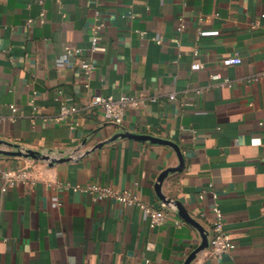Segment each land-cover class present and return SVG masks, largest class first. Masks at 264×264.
Segmentation results:
<instances>
[{
	"label": "crops",
	"instance_id": "1",
	"mask_svg": "<svg viewBox=\"0 0 264 264\" xmlns=\"http://www.w3.org/2000/svg\"><path fill=\"white\" fill-rule=\"evenodd\" d=\"M98 24L105 50L92 52ZM235 55L242 63L224 67ZM85 59L97 64L90 79ZM263 72L264 0H0V168L30 174L12 187L0 178V264H184L203 238L176 205L153 228L138 207L75 190H131L161 208L159 178L181 164L163 196L209 235L219 202L236 244L222 260L207 248L191 264H264ZM123 95L141 102L121 126L89 105ZM64 105L76 111L59 119ZM125 132L175 143L183 163L174 147ZM28 151L71 159L9 154Z\"/></svg>",
	"mask_w": 264,
	"mask_h": 264
},
{
	"label": "built area",
	"instance_id": "2",
	"mask_svg": "<svg viewBox=\"0 0 264 264\" xmlns=\"http://www.w3.org/2000/svg\"><path fill=\"white\" fill-rule=\"evenodd\" d=\"M184 2L185 0H180ZM45 17V11L41 14V19ZM35 23L34 20L30 19L27 22L28 26H33ZM185 24L181 22L178 24V30L180 32L184 31ZM103 30V24H98L92 27L91 29V51L98 52L104 51L105 48L100 44V36ZM144 36V33H141ZM159 43L161 40L158 41ZM65 54L68 56L73 55H81V49L73 48L71 45H66L64 48ZM242 63V58L239 55L229 56L223 59L224 67H232ZM193 69H199L202 67L201 64L195 63L193 64ZM97 64L95 60H82L80 69L87 79H90L92 73L96 70ZM256 80L264 81V72L256 77ZM226 84H230L227 80ZM175 96H171V99H174ZM140 98L134 96L123 95L120 98L116 99L112 96L104 97V96H96L89 103L90 106L99 107L104 111V116L106 120L115 126H121L125 120L126 114L128 110L132 106H136L140 104ZM29 105L34 108L35 103L34 100H31ZM13 111L17 110L15 105L11 106ZM76 110L73 108H69L64 105L62 107L61 113L59 115V119L65 118L71 114H73ZM48 120H52L49 118ZM2 121V116H0V123ZM260 126L262 128L260 139L264 138V120L260 122ZM53 157V156H52ZM63 157V156H61ZM73 157V156H72ZM0 178L4 180V185L8 187L15 186L18 182H28L30 180V174L27 170L20 171H6L0 168ZM69 187L66 186V189ZM75 190L80 193H87L93 196L94 201L96 202H104V201H116L117 203L127 206V207H138L142 210L150 219V224L153 228L160 227L167 221V213L166 209L169 205L174 206L173 203L167 205L164 204L161 208H156L149 205L146 202H143L138 195H136L131 190L119 191L109 186H104L100 184H89L86 187L76 186ZM203 197V196H201ZM61 203H54V207H60ZM215 220L213 222L212 232L209 235V254L212 259L222 260L236 248L235 241L231 237L230 233L226 229V220L225 216L221 210L219 202L216 203L214 207Z\"/></svg>",
	"mask_w": 264,
	"mask_h": 264
},
{
	"label": "water",
	"instance_id": "3",
	"mask_svg": "<svg viewBox=\"0 0 264 264\" xmlns=\"http://www.w3.org/2000/svg\"><path fill=\"white\" fill-rule=\"evenodd\" d=\"M120 137H128V138H132L135 140H139V141H150L152 143H156V144H166V145H170L172 147H174L177 151V154L181 160V163H183V155L182 152L180 150V148H178V146L168 140H164L161 138H156L153 136H149V135H139V134H132L129 132H125L123 134L119 135ZM9 154L11 155H25V156H29V157H33V158H37V159H41V160H45L48 161L51 165H54L55 163H63V162H68L71 158H53L50 157L49 155H44V154H39L37 152H33V151H28L25 153L22 152H9ZM183 165L181 164L179 167L177 168H171L166 170L165 172H163L159 178V183L157 184L156 188H157V192L158 195L160 196V198L165 201V203L167 205L173 203L174 205H176L178 207L179 213L182 216V218L184 220H186L187 222H189L190 224H192L193 226H195L196 228H198L202 234V238L203 241L201 243V245L187 258L186 262L184 264H191V262L196 258L197 254L202 252L203 250L207 249L209 247V234L208 232L205 231V229L196 221L194 220L189 213L185 210V208L183 207V205L180 202H173L171 200H166L165 196H163L162 194V184L165 180V178L171 173V172H176V171H180L182 169Z\"/></svg>",
	"mask_w": 264,
	"mask_h": 264
}]
</instances>
